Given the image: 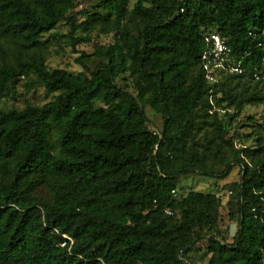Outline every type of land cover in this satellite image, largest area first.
Listing matches in <instances>:
<instances>
[{
  "label": "trees",
  "instance_id": "1",
  "mask_svg": "<svg viewBox=\"0 0 264 264\" xmlns=\"http://www.w3.org/2000/svg\"><path fill=\"white\" fill-rule=\"evenodd\" d=\"M95 1L77 23L74 0H0V100L21 77L56 92L0 108V264H191L187 252L215 226L221 200L177 196L178 179L222 178L234 165L227 203L237 228L230 242L210 237L206 264H264V143L239 150L219 120L264 99L225 88L264 74V0H136L131 10L129 0ZM61 20L71 35L111 21L114 41L97 51L105 60L86 73L48 69L40 37ZM211 32L241 68L220 70L215 83L202 62ZM124 72L132 91L116 82ZM144 105L161 114L160 132ZM207 117L233 152L219 173L204 167L212 137L201 151L193 142Z\"/></svg>",
  "mask_w": 264,
  "mask_h": 264
},
{
  "label": "rangeland",
  "instance_id": "2",
  "mask_svg": "<svg viewBox=\"0 0 264 264\" xmlns=\"http://www.w3.org/2000/svg\"><path fill=\"white\" fill-rule=\"evenodd\" d=\"M135 1L129 0V10H131ZM95 4V0H74L73 10L77 12L76 22H81L89 13L95 10ZM126 24L129 31H132L131 22L127 21ZM40 38L41 44L39 48L44 54V64L48 69L63 68L72 74H78L81 71L86 73L84 67L92 70L99 62L105 60V57L98 54L97 51L114 41V30L110 21L104 25L97 24L90 31H84L80 28L76 29L71 35L70 25L66 21L61 20L55 28L43 33ZM1 58L0 56V60ZM27 80L28 78L26 77L19 79L15 94L2 97L0 108H21L27 103L42 104L50 100L56 93L49 92L39 85L29 87ZM255 81L243 76L227 81L225 88H231L236 94H241L245 91L247 93L256 91L260 95H264V74L260 81L256 83ZM116 82L130 91L133 90L132 79L127 72L120 74L116 78ZM144 111L148 118V127L157 133L160 132L162 125L161 114L154 112L147 105H144ZM233 112V115L225 114L219 116V120L226 124L223 136L225 138L231 136L233 138V146L239 150L243 146L255 149L259 143H264V99L259 102L243 103L240 109ZM210 137H212L213 141L211 144L212 148L209 150L211 154L207 157L204 167L212 173H219L227 161H232L233 152L229 146L222 143L218 130L214 124H211V118H208L206 124L202 125V128L197 130L194 135L195 148H198V151L203 150L207 146L205 145L207 139ZM190 142L192 143L191 140H189ZM240 153L243 154L244 152L240 151ZM246 160L251 162V158L246 157ZM238 179V165L232 166L230 172L222 178L206 175L199 171L188 172L179 177L175 190L177 196L186 194L188 190H196L202 193H214L221 200L218 221L215 226L210 230H202L203 237L194 243L187 252V259L191 264H206L208 262L210 256L208 242L210 237L230 242L234 236L237 222L235 219H231L230 215L236 213V207L234 204L228 205L227 202L234 193L229 190L231 184Z\"/></svg>",
  "mask_w": 264,
  "mask_h": 264
},
{
  "label": "built area",
  "instance_id": "3",
  "mask_svg": "<svg viewBox=\"0 0 264 264\" xmlns=\"http://www.w3.org/2000/svg\"><path fill=\"white\" fill-rule=\"evenodd\" d=\"M208 46L202 53V62L205 77L215 83L218 80V72L220 70H229L240 72L241 68L237 64L230 61V47L226 37L220 36L216 32H211L205 36Z\"/></svg>",
  "mask_w": 264,
  "mask_h": 264
}]
</instances>
